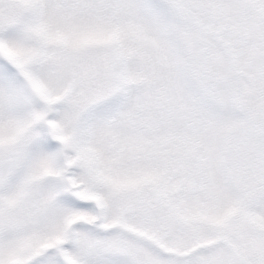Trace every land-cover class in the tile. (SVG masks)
<instances>
[{"label":"snow or ice","instance_id":"6c2138e0","mask_svg":"<svg viewBox=\"0 0 264 264\" xmlns=\"http://www.w3.org/2000/svg\"><path fill=\"white\" fill-rule=\"evenodd\" d=\"M0 264H264V0H0Z\"/></svg>","mask_w":264,"mask_h":264}]
</instances>
